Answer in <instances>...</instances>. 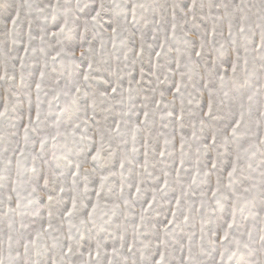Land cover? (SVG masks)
<instances>
[{
    "label": "clouds",
    "instance_id": "1",
    "mask_svg": "<svg viewBox=\"0 0 264 264\" xmlns=\"http://www.w3.org/2000/svg\"><path fill=\"white\" fill-rule=\"evenodd\" d=\"M193 5L195 11H189ZM97 9L101 16L92 22ZM17 12L19 19L13 27L9 18ZM0 18L5 20L0 25V72L7 73L6 77L0 75V103H7L12 113L8 123L0 122V264H80V253L97 241L105 247L135 244L131 253L126 247L122 253L128 255L127 262L106 256L102 249L97 264H151L157 247L166 251L169 264H177V257L186 250L180 246L186 245L188 235L193 238L190 264H219L221 253L223 264H264V143L241 156L233 178L226 175L238 144L244 147L253 138L258 143L264 141V123H256L259 112H264V97L259 112L246 113L237 136L229 131L239 117L232 89L264 90V56L255 48L264 42V0H0ZM84 19L89 20L87 31ZM57 24L78 33L71 46L65 43L63 33L51 36L52 31H58ZM221 40L227 41L226 46L221 47ZM161 43L164 50L157 58L154 53ZM26 45L28 56L24 57ZM60 48L67 51L53 60ZM226 57L232 62L239 58L237 73L231 72ZM21 58L23 69L19 67ZM190 60L195 61V67ZM40 70L46 75L37 91L33 80L39 78ZM172 80L179 84V93L171 86ZM13 81L23 83L24 91L13 88ZM59 88L64 92L57 95ZM161 91L166 95L161 96ZM225 92L230 94L225 96ZM29 98L39 104L41 116L39 121L33 116L31 139L17 170L14 153L24 143L19 118L26 116ZM209 100L214 115L205 117L206 123L201 125ZM181 110L183 119H176ZM144 111L149 113L148 120L136 130L134 125L140 122L137 113ZM69 113L74 118L67 119ZM57 130L61 135L41 148V137H51ZM180 132L189 138L183 150L178 148ZM214 132L216 142L212 144ZM101 135L102 155L93 161ZM165 136L167 146L162 143ZM133 138L136 151L132 150ZM145 140L147 157L143 155ZM204 144L209 147L203 148ZM162 147L168 149L166 156L173 158H161ZM177 153L185 158L179 175ZM102 159L109 160L111 167L100 168ZM144 159L148 166L139 168ZM212 161H216L215 168ZM197 168L200 175L192 184ZM163 170L171 175L165 177ZM100 175H107L108 181L97 197ZM12 180L20 181L13 185L15 191L6 187ZM165 180L168 187L160 190ZM217 181L220 191L213 196ZM33 186L37 192H32ZM245 188L249 190L245 192ZM235 192L242 193L238 201ZM153 196V209L137 227L140 210ZM176 196L181 199L178 208L174 207ZM73 198L76 207L72 216L63 215ZM97 198V212L89 216ZM125 199L131 203L124 204ZM201 199L206 201L203 207ZM173 210L176 227L165 234L160 226ZM233 211L236 220L228 228ZM47 223L52 224L51 230L38 245L25 249L24 242ZM225 229L230 236L222 241ZM233 237L242 243L237 246ZM68 246L73 249L71 256L64 253Z\"/></svg>",
    "mask_w": 264,
    "mask_h": 264
},
{
    "label": "snow or ice",
    "instance_id": "2",
    "mask_svg": "<svg viewBox=\"0 0 264 264\" xmlns=\"http://www.w3.org/2000/svg\"><path fill=\"white\" fill-rule=\"evenodd\" d=\"M189 11H195V5H193V7L189 9ZM185 14H187V13H185ZM19 15H20L19 12H17L14 16L9 18L10 23L13 27L16 26L17 21L19 19ZM100 16H101L100 11L98 9L95 10V13L93 15H91V21L92 22L97 21L98 18H100ZM217 18L219 19L220 17H217ZM4 23H5V20L3 18H0V25H3ZM77 23L79 24V23H81V21L79 19H77ZM82 24H83L84 31H87L89 20L84 19L82 21ZM55 27L58 29V31H52L51 36L56 37L57 35L63 33L64 34L63 39H64L65 43L68 44L69 46H71L74 42V40H73L74 35H78V33H74L72 31H65L66 25L57 24ZM175 29H176V25L172 24L173 32H175ZM113 31H115V29H113ZM240 31L241 32L244 31L243 26L240 27ZM131 34L132 33L129 32V35H131ZM214 34H215V32H213V35ZM41 39H43V37H41ZM139 39L141 41L140 52L142 53L143 52L144 36L141 35L139 37ZM30 42H31V35H29V43ZM226 44H227V41H225V40L220 41L221 47L226 46ZM149 47H152V45H149ZM255 48H256L257 53L264 56V42L255 45ZM163 50H164V44L161 43L160 49L154 53L155 57H157V58L161 57V53L163 52ZM66 51L67 50L65 48H60V50L55 53V55L52 57V59L55 60L57 57H59L61 55V53L66 52ZM88 51H91V49H88ZM83 52H84V50L81 49V55H83ZM67 54L73 55L72 52H68ZM27 56H28V46L26 45L24 48V57H27ZM189 62L195 67V61L190 60ZM229 62H231V72L233 74L237 73L238 68L240 67L239 58L237 59V61L232 62L231 57H226L225 63L227 64ZM244 64H245V66H247V64H248L247 58H245ZM19 67L21 69H23V67H24L23 58H21L19 61ZM43 67L46 68L47 64L45 63ZM176 67L178 68L179 64H176ZM89 68H91V65H89ZM169 71H172V69H169ZM224 71L227 72L228 69L225 68ZM139 73H140V78L143 79V75H144V68L143 67L140 68ZM0 75H3L6 77L7 73L6 72H0ZM19 75H20V78L22 80L23 79V72H20ZM45 75H46V73L44 70L39 71V78L33 80V85H34L35 90L39 91L41 89V87H42L41 82L45 79ZM221 79H223V77H221ZM170 84L175 89L176 93H179L181 91L179 84H177L175 80L170 81ZM12 87L15 88L18 92H23L25 89V85L23 83L17 85L15 81H13ZM77 91H79V88H77ZM61 92H64L63 88L57 89V95H59ZM112 92L115 93L116 88H112ZM210 92H211V90H210ZM201 94H203V92H201ZM229 94H230L229 92L224 93L225 96H228ZM160 95L164 96V95H166V93L161 91ZM261 97H264V90H261L260 88H255V90H253L250 87L249 88H233L232 89V98L236 101L238 108H239V117L237 119H235V121L230 125L229 131H230V134L232 136H237L239 134V132L242 130V127H243V124L245 121L246 113L248 115H251L253 112H259L260 105H261V99H260ZM182 103H183V101H181V104ZM11 115H12V113L10 112L8 104L7 103H0V122L8 123L10 118H11ZM137 115L140 117V122L136 123L134 125V127L136 130H140L141 124L145 123L148 120L149 113L147 111H144L142 114L137 113ZM168 115L171 116L172 113H168ZM213 115H214L213 102L211 100H209L207 102L206 111L203 112V116L200 118L199 123L201 125H204L206 123L205 117H207L208 119H211L213 117ZM33 116L35 117V119L37 121H39L40 116H41V109H40L38 103L34 104L32 99L29 98L27 114H26V116H21L19 118L22 122V132H23V142L24 143H23V146H19L18 151H16L14 153L15 168L17 170H19L21 168V158H23L25 156L29 141L31 139L30 130L33 129ZM66 118L72 119L74 117L71 113H69ZM159 118L161 120H164L165 119L164 114H160ZM176 119H183V111L182 110L177 114ZM256 123L257 124L264 123V112H259V115L257 116V119H256ZM118 129H119V124H117V130ZM216 131H219V129H217ZM59 135H61L59 130H57L55 135H53L51 137L48 135H43L40 139L41 148H43L48 143V141L50 139L55 140L56 137ZM192 135L194 138L195 132H193ZM188 139L189 138L183 132L179 133L178 148L180 150H183L185 144L188 142ZM173 140L175 141V137H173ZM223 140L227 143L229 140V136L227 134H225L223 136ZM102 141H103V136L101 135V145H100V147H98L94 150V154H92V156H91V159L93 161H96L102 155V150H103ZM215 142H216V134L214 132L211 136V143L215 144ZM162 143L164 146H167L169 144V140H168L167 136L164 137ZM262 143H264V141H260V143H258L257 140L253 138V139H250V141L244 147H241L238 144L236 146L234 154L232 156L231 166L227 169V172H226L227 177L233 178L238 173V170L240 168L241 156L243 154H247V153L251 152L253 149L260 147V144H262ZM143 147L145 149L143 155H144V157H147L148 156V152H147L148 144H147L146 140L144 141ZM202 147L207 149L209 147V145L204 144V145H202ZM132 150L136 151L135 138H133ZM167 151H168V149L166 147L160 148V151H159L160 157L164 158V159L173 158V157L166 156ZM174 158L177 160L175 167H176L177 175H179L180 170L185 167V158H183L182 155H180L179 153H177V156ZM32 160L33 161L36 160V156L34 154H32ZM8 164L12 165L13 160L9 159ZM148 164H149L148 159H144L142 163L138 164V167L139 168H146L148 166ZM99 167L102 169H107L108 167H111V162L107 159H102L100 161ZM120 167L124 168L123 160H121ZM212 167L213 168L216 167V161H212ZM17 175H19V172H17ZM163 175L165 177H167V176L171 175V173L167 170H163ZM199 175H200V172H199V169L197 168L196 171L193 172L192 177H191L192 184L196 183V179ZM107 181H108L107 175H100L99 176V184L97 187V197H99V194L104 189ZM18 183H20L19 180H12L11 182H6V187H8L10 191H15L13 185L18 184ZM45 183H47V181H45ZM73 183H75V181H73ZM192 184H189L187 186L189 190L191 189ZM167 187H168V183L166 180L160 184V190H164ZM31 190H32V192L38 191V189L35 186H33ZM85 190H87V189H85ZM248 190L249 189H247V188L244 189L245 192H247ZM136 191L137 192L140 191L139 187L136 188ZM155 191H156V189H153V192H155ZM219 191H220V184H219V181H217V186L212 191V195L215 196L216 193H218ZM201 195L203 196V193ZM234 196H235V199L238 201L241 199L242 193L241 192H235ZM7 199L9 202H11L13 200L12 195L9 194ZM52 199H53V196L49 195L48 200L52 201ZM155 200H156V197L153 196L152 199L147 202V205L140 210V213H139V222L140 223L137 224V227L142 226L146 215L149 213L150 210L153 209ZM130 203H131L130 200H127V199L124 200V204L128 205ZM180 203H181L180 197L176 196L174 207L178 208L180 206ZM205 203H206V201L204 199L200 200V205L202 207L204 206ZM99 205H100V200H99V198H97L96 202L94 204H92V206H91V209L89 211V216H92L97 212ZM17 207H19V204H17ZM75 207H76L75 198H73L72 206L67 208L63 212V215L72 216L73 210L75 209ZM115 207H119V205L117 204V205H115ZM49 216H51V212L49 213ZM184 219L187 220V217H184ZM235 220H236V213H235V211H233L232 221L229 223L228 228H231L232 223H234ZM176 222H177V213L173 210L172 212L169 213V215L167 217H165V221L160 226L161 230L165 234H167L170 230L175 229ZM81 223H83V221H81ZM7 226L10 230L14 229V225L11 221L8 222ZM24 226L25 225H23V224L20 225V227H24ZM51 228H52V224L47 223L46 225L42 226L41 228L35 230L32 238L30 240H26L24 242V248L28 249L30 246L38 245L41 238L44 236V233L51 230ZM229 236H230V232L228 231V229H225L223 231V234L221 235L220 239L222 241H227L229 239ZM192 239H193L192 236L188 235L186 245L181 244V246H180L181 249H186V250L181 251L179 257H177V264H190V262L192 261V255H191ZM8 240H9V243L11 244L12 237L9 236ZM233 241L237 246H239L242 243L241 240L239 238H236V237H233ZM161 243L166 244L167 242L161 241ZM134 246H135L134 242H128L126 245L120 244L119 246L105 247L100 241H97L95 243L94 247H87L85 251L80 253V255L83 257V259L80 261V264H97V262L99 261V258L101 256V250L102 249H103L106 256L116 257L122 261L127 262L128 255H122V253L124 252L125 247L127 249V252L131 253L133 251ZM72 251H73L72 247L68 246L65 248L64 253L66 256H71ZM218 259H219V264H223L224 257H223L222 253L219 255ZM151 264H169L166 251L157 247L156 254L151 257Z\"/></svg>",
    "mask_w": 264,
    "mask_h": 264
}]
</instances>
